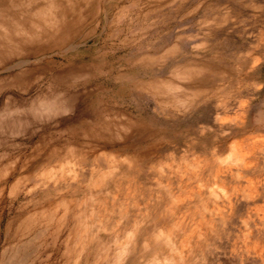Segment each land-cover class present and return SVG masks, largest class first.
Segmentation results:
<instances>
[{
  "label": "rangeland",
  "instance_id": "1",
  "mask_svg": "<svg viewBox=\"0 0 264 264\" xmlns=\"http://www.w3.org/2000/svg\"><path fill=\"white\" fill-rule=\"evenodd\" d=\"M39 7L76 22L0 73V259L264 264V0Z\"/></svg>",
  "mask_w": 264,
  "mask_h": 264
},
{
  "label": "bare ground",
  "instance_id": "2",
  "mask_svg": "<svg viewBox=\"0 0 264 264\" xmlns=\"http://www.w3.org/2000/svg\"><path fill=\"white\" fill-rule=\"evenodd\" d=\"M43 0H0V73L11 72L28 62L32 55L42 52L45 48L38 39L44 36L51 37L57 31H71L75 22L70 23L58 19L57 24L51 23L50 15L41 9ZM52 2H49L51 5ZM48 6V4H47ZM69 6V5H68ZM47 8V7H46ZM52 14V13H51ZM76 14V13H75ZM60 17V16H59ZM80 17V16H79ZM82 17V16H81ZM84 19V18H82ZM52 20V19H51ZM80 21V20H79ZM78 21V22H79ZM156 23V22H154ZM52 24H54L52 26ZM79 24V23H78ZM55 26V28H54ZM75 27V26H74ZM139 28V27H138ZM59 35V34H58ZM56 35V37L58 36ZM145 35V34H144ZM73 36V35H72ZM39 37V38H38ZM35 42V43H34ZM44 42V41H43ZM37 44V45H35ZM63 45V44H62ZM43 48V49H42ZM49 50V49H48ZM16 61V62H15ZM39 69V68H38ZM244 69V68H243ZM30 70V69H29ZM38 71V70H37ZM20 72V71H19ZM40 72V71H39ZM56 72V71H55ZM184 73V72H183ZM189 73V72H188ZM14 74V73H13ZM12 73L8 76H12ZM25 74V73H24ZM22 72L15 75L16 79L23 78ZM54 75V74H53ZM7 76V78H8ZM30 76V75H29ZM28 77V76H27ZM58 77V76H57ZM180 77V76H179ZM6 78V77H5ZM12 78V79H15ZM194 78V77H193ZM58 79V78H57ZM180 79V78H179ZM184 79V78H183ZM234 79V78H233ZM5 80V79H4ZM61 80V79H60ZM63 80V79H62ZM14 82L10 81L6 85L10 86ZM141 85V84H140ZM16 87V86H15ZM173 87V86H171ZM167 89V88H166ZM168 91V90H167ZM158 94V93H157ZM199 96V95H198ZM165 97V96H163ZM181 97V96H180ZM183 97V96H182ZM188 97V95H187ZM178 98V97H177ZM190 98V97H189ZM188 100V99H187ZM46 101V100H45ZM44 102V100H43ZM63 102V101H62ZM41 103V102H39ZM46 103V102H45ZM51 103V102H50ZM157 103V102H156ZM49 105V104H48ZM192 105V104H191ZM44 106V105H43ZM169 106V105H168ZM167 106V107H168ZM37 107V106H35ZM108 108V107H107ZM36 110V109H35ZM110 110V109H109ZM171 111V110H170ZM50 112V111H48ZM27 113V112H26ZM178 113V112H177ZM221 113V112H220ZM41 114V113H40ZM56 114V113H55ZM176 114V113H175ZM39 115V114H38ZM37 117V116H36ZM40 122V121H39ZM96 124V123H95ZM101 124V123H100ZM41 125V124H40ZM45 125V124H44ZM88 125V124H87ZM104 125V124H103ZM88 127V126H87ZM86 129V128H85ZM97 130V129H96ZM99 130V129H98ZM92 131V130H91ZM53 133V132H52ZM54 134V133H53ZM114 134V133H113ZM33 135V134H32ZM88 136V135H87ZM59 138V137H58ZM47 139V138H46ZM69 139V138H68ZM134 140V139H133ZM39 141V140H38ZM41 141V140H40ZM69 141V140H68ZM82 141V140H80ZM137 141V140H136ZM71 142V141H70ZM84 142V141H83ZM89 142V140H88ZM103 142V141H102ZM133 142V141H132ZM136 143V142H135ZM56 145V144H55ZM102 146V145H101ZM105 147V146H104ZM94 148V147H93ZM55 150V149H54ZM55 152V151H54ZM48 154V153H47ZM41 155V154H40ZM43 155V154H42ZM52 155V154H48ZM58 155V154H57ZM54 156V155H53ZM41 157V156H40ZM45 157V156H44ZM52 157V156H51ZM43 159V158H42ZM46 160V159H45ZM44 160V161H45ZM37 163V162H36ZM39 164V162H38ZM11 175V174H10ZM42 195V194H41ZM61 200V199H60ZM64 201V200H63ZM62 201V203H63ZM40 203V202H39ZM46 203V202H45ZM45 205V204H44ZM58 205V204H56ZM59 206V205H58ZM54 207V206H53ZM49 210V209H48ZM43 211V210H41ZM40 211V212H41ZM70 211V210H69ZM44 212V211H43ZM30 215V214H29ZM82 215V214H81ZM70 216V215H69ZM62 217V216H61ZM64 217V216H63ZM62 217V218H63ZM67 217V216H65ZM61 218V219H62ZM39 220V219H38ZM37 221V220H36ZM32 222V221H31ZM66 222V221H65ZM74 225V224H73ZM72 227V226H71ZM75 227V226H73ZM62 229V228H61ZM71 229V228H70ZM58 230V229H57ZM75 230V229H74ZM47 231V230H45ZM34 232V231H33ZM65 232V231H64ZM35 234V233H34ZM33 234V236H34ZM61 234V233H60ZM63 234V233H62ZM77 235V234H76ZM75 235V236H76ZM32 236V237H33ZM77 237V236H76ZM26 238V237H24ZM31 238V237H30ZM80 238V237H79ZM37 239V238H36ZM40 239V238H39ZM43 239V238H42ZM73 239V238H72ZM21 240V239H20ZM27 241V239H26ZM72 241V240H71ZM60 242V241H59ZM66 242V241H64ZM35 243V242H34ZM77 243V242H76ZM24 244V243H23ZM23 244H20L23 246ZM27 244V243H26ZM17 245V244H16ZM19 245V246H20ZM29 245V244H28ZM27 245V246H28ZM32 245V241L31 244ZM38 245V244H37ZM67 245V244H66ZM15 246V245H14ZM27 246L25 249H27ZM76 246V245H75ZM35 246L34 248H36ZM9 248V246H8ZM12 248V247H10ZM22 248V247H21ZM67 248V247H66ZM7 248L2 252L0 264H11L15 253L7 256L8 262L4 261ZM24 249V248H23ZM14 250V249H13ZM34 250V249H33ZM32 250V251H33ZM10 251V250H9ZM17 251V250H16ZM64 251V249H63ZM31 252V251H30ZM65 252V251H64ZM71 252V251H70ZM17 253V252H16ZM27 253V252H26ZM75 253V252H74ZM23 254V253H22ZM21 254V256H22ZM32 254H34L32 252ZM31 254V255H32ZM58 254V253H57ZM66 255V254H65ZM17 256V254H16ZM28 256V255H27ZM18 257V256H17ZM88 257V256H87ZM90 257V256H89ZM72 258V257H71ZM80 258V257H79ZM16 259V258H15ZM28 259V258H27ZM38 259V258H37ZM69 260V259H68ZM20 261V260H18ZM90 261V260H89ZM14 262V261H13ZM27 262V261H25ZM14 264V263H13Z\"/></svg>",
  "mask_w": 264,
  "mask_h": 264
}]
</instances>
